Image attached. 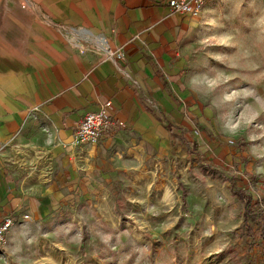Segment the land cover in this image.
<instances>
[{"label":"crops","instance_id":"crops-1","mask_svg":"<svg viewBox=\"0 0 264 264\" xmlns=\"http://www.w3.org/2000/svg\"><path fill=\"white\" fill-rule=\"evenodd\" d=\"M168 1L45 0L46 15L0 80V225L12 222L0 259L36 246L49 233L40 227L73 206L95 207V232H119L131 188L148 190L159 170L187 158L222 166L223 179L252 192L259 172L231 166L252 152L248 144L233 152L229 113L217 112L229 102L213 80L215 63L246 44L245 30L264 28V0H207L198 16L176 14ZM95 36L123 58L106 56ZM105 106L103 136L75 144L73 122ZM242 205L232 228L244 221Z\"/></svg>","mask_w":264,"mask_h":264},{"label":"rangeland","instance_id":"rangeland-1","mask_svg":"<svg viewBox=\"0 0 264 264\" xmlns=\"http://www.w3.org/2000/svg\"><path fill=\"white\" fill-rule=\"evenodd\" d=\"M17 12L19 32L25 37L33 23L46 15L45 0H21ZM262 17L264 25V13ZM246 32L242 50L230 47L228 60L215 63L219 71L213 82L217 99L229 102L228 108L217 112L222 120L229 113L233 152L239 139L252 152L248 151L247 160L237 157L240 162L231 166L249 165L251 171L259 172L251 193L263 199L264 28ZM215 167L220 169L187 158L169 173L159 170L148 190L131 188V215L121 214L124 226L119 232H95V207L73 206L56 222L40 227L49 233H40L36 246L17 251L15 261L3 257L0 264H264L260 245L247 235L243 222L231 227L240 220L243 205L221 177L224 168ZM250 226L254 240L259 241V226L253 222ZM240 234L247 237L245 243ZM236 241L243 250H235ZM100 250L104 260H95Z\"/></svg>","mask_w":264,"mask_h":264},{"label":"built area","instance_id":"built-area-1","mask_svg":"<svg viewBox=\"0 0 264 264\" xmlns=\"http://www.w3.org/2000/svg\"><path fill=\"white\" fill-rule=\"evenodd\" d=\"M206 1L207 0H169L168 6L176 14H190L198 16L202 12ZM94 41L96 43V47L104 52L106 56L112 57L116 55L119 59L123 58L121 53L118 52L115 54L105 39L95 36ZM106 110V106L102 107L99 111L88 113L84 118L73 122L72 125L75 130V144L96 143L103 136L104 130H106L110 124L107 120ZM121 125L124 126L123 124ZM25 218H28V216ZM11 227L12 222L10 220H6L4 224L0 225V247L5 245L6 235Z\"/></svg>","mask_w":264,"mask_h":264},{"label":"water","instance_id":"water-1","mask_svg":"<svg viewBox=\"0 0 264 264\" xmlns=\"http://www.w3.org/2000/svg\"><path fill=\"white\" fill-rule=\"evenodd\" d=\"M19 1L0 0V80L14 71L20 56L24 36L19 32L21 22L17 20Z\"/></svg>","mask_w":264,"mask_h":264},{"label":"trees","instance_id":"trees-1","mask_svg":"<svg viewBox=\"0 0 264 264\" xmlns=\"http://www.w3.org/2000/svg\"><path fill=\"white\" fill-rule=\"evenodd\" d=\"M237 147L240 151H245L242 141L239 139L237 141ZM224 179L229 184V187L232 192V196L237 197L244 204V221L243 224L246 227L247 235L251 238L253 243H258L260 245V253L264 259V208L263 201L254 200L252 193L248 188H237L231 177L223 174ZM186 192L183 191V196ZM250 222H253L255 225L259 226V236L258 240H254V229L250 226Z\"/></svg>","mask_w":264,"mask_h":264}]
</instances>
